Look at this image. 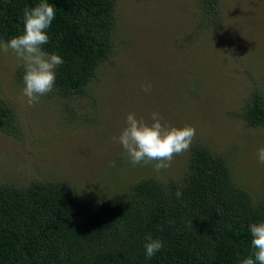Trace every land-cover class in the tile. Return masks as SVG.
Segmentation results:
<instances>
[{
	"label": "rangeland",
	"instance_id": "rangeland-1",
	"mask_svg": "<svg viewBox=\"0 0 264 264\" xmlns=\"http://www.w3.org/2000/svg\"><path fill=\"white\" fill-rule=\"evenodd\" d=\"M202 1L115 0L111 54L82 94L54 87L28 105L23 67L0 50V102L16 121L0 127V183L63 180L81 203L99 206L141 178H181L191 149L157 172L133 165L112 139L129 112L146 121L158 112L168 124L194 126L192 143L224 157L236 182L263 196L264 127L244 112L253 90L264 91V0H216L214 14Z\"/></svg>",
	"mask_w": 264,
	"mask_h": 264
},
{
	"label": "trees",
	"instance_id": "trees-1",
	"mask_svg": "<svg viewBox=\"0 0 264 264\" xmlns=\"http://www.w3.org/2000/svg\"><path fill=\"white\" fill-rule=\"evenodd\" d=\"M37 2L0 0V39L20 34L23 9ZM47 2L56 16L43 50L63 60L55 90L82 94L111 54L115 0ZM215 2L203 0L204 13L214 14ZM244 116L264 127V91L253 90ZM15 122L11 106L0 102V127L13 130ZM190 149L181 178H141L99 206L81 203L63 180L0 183V264H239L252 251L249 225L264 221V195L255 198L237 183L208 146ZM148 234L164 242L151 258Z\"/></svg>",
	"mask_w": 264,
	"mask_h": 264
},
{
	"label": "clouds",
	"instance_id": "clouds-1",
	"mask_svg": "<svg viewBox=\"0 0 264 264\" xmlns=\"http://www.w3.org/2000/svg\"><path fill=\"white\" fill-rule=\"evenodd\" d=\"M55 16L53 4L47 0H38L34 6L23 9L22 32L0 44V50L4 53L11 50L18 61L17 66L24 69L22 94L28 105L38 103L40 97L53 91L56 69L63 63L58 54L43 50V45L49 42L47 30ZM150 87L143 86V90L148 92ZM195 135L194 126L177 127L168 124L158 112H153L149 121L129 112L119 136L112 139L122 147L133 165H152L159 172L169 168L176 155L190 149ZM257 159L264 164V147L258 150ZM111 166L115 167L114 161ZM181 196L182 193L177 191L176 197L179 199ZM249 230L252 251L247 257L240 258L239 264H264V221L251 223ZM145 240L148 258L164 247V242L153 238L151 234Z\"/></svg>",
	"mask_w": 264,
	"mask_h": 264
}]
</instances>
